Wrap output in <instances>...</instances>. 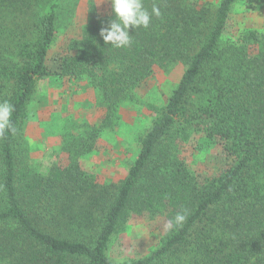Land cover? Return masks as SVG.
<instances>
[{
  "label": "trees",
  "instance_id": "1",
  "mask_svg": "<svg viewBox=\"0 0 264 264\" xmlns=\"http://www.w3.org/2000/svg\"><path fill=\"white\" fill-rule=\"evenodd\" d=\"M61 0H0V102L16 132L0 137V264H115L114 235L131 217L162 222L159 245L119 264H264V33L228 32L239 0L214 8L188 0H143L161 11L147 29H129L114 49L99 33L111 4L89 2L76 38L57 41ZM183 72L166 103H146L148 130L126 175L99 184L76 161L36 172L17 151L39 81L87 79L107 111L133 98L158 71ZM218 147L213 173L194 169L186 148ZM187 210L183 226L168 220Z\"/></svg>",
  "mask_w": 264,
  "mask_h": 264
},
{
  "label": "rangeland",
  "instance_id": "2",
  "mask_svg": "<svg viewBox=\"0 0 264 264\" xmlns=\"http://www.w3.org/2000/svg\"><path fill=\"white\" fill-rule=\"evenodd\" d=\"M108 0H61L57 15V41L50 55L65 39L76 38L88 21L89 2ZM214 8L219 0H188ZM228 32L256 29L264 33V0H239L233 5ZM183 67L158 71L140 87L133 98L122 101L114 112L107 111L99 89L87 79L48 78L38 82L28 117L19 140L18 162L36 172H47L54 164L76 161L80 170L96 183L122 179L139 150L140 138L150 127L152 113L145 104L162 106L178 82ZM186 148L194 169L213 173L224 155L214 147L197 151ZM164 228L162 222L146 216L131 217L110 241L107 257L119 264L136 260L156 249Z\"/></svg>",
  "mask_w": 264,
  "mask_h": 264
},
{
  "label": "clouds",
  "instance_id": "3",
  "mask_svg": "<svg viewBox=\"0 0 264 264\" xmlns=\"http://www.w3.org/2000/svg\"><path fill=\"white\" fill-rule=\"evenodd\" d=\"M111 4L110 20L107 27H102L99 33L104 44L114 49H123L131 46L133 40L129 29H147L150 26L152 17L161 16L160 8L153 4L151 12L144 6L143 0H109ZM14 106L7 102H0V137L6 132L15 133L16 128L12 123ZM187 219V210L177 212L174 218L168 220L166 228L172 230L183 226Z\"/></svg>",
  "mask_w": 264,
  "mask_h": 264
}]
</instances>
